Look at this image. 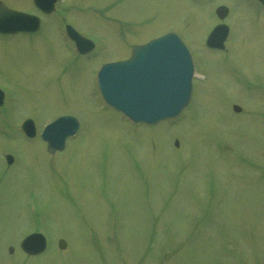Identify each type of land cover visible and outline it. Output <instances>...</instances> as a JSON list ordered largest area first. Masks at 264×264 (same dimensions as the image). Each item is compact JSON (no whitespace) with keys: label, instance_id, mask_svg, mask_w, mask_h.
<instances>
[{"label":"rangeland","instance_id":"obj_1","mask_svg":"<svg viewBox=\"0 0 264 264\" xmlns=\"http://www.w3.org/2000/svg\"><path fill=\"white\" fill-rule=\"evenodd\" d=\"M2 1L35 9L31 0ZM221 4L232 32L223 55L204 43L216 22L210 9ZM58 11L95 43L74 66L55 14L39 34L0 39V84L13 99L0 154H20L14 165L0 158V264H264V17L256 7L64 0ZM172 30L203 78L181 117L135 131L103 108L97 70ZM236 101L243 116L232 114ZM66 114L78 116L80 132L56 155L19 133L23 117L40 129ZM35 224L50 246L29 258L19 245Z\"/></svg>","mask_w":264,"mask_h":264},{"label":"water","instance_id":"obj_2","mask_svg":"<svg viewBox=\"0 0 264 264\" xmlns=\"http://www.w3.org/2000/svg\"><path fill=\"white\" fill-rule=\"evenodd\" d=\"M28 18L0 5L1 25L11 23L28 31ZM189 62L184 46L172 35L148 46L135 47L130 60L104 66L99 76L100 86L114 106L127 110L134 119L156 123L176 117L190 101L192 67ZM60 127L63 126L56 124L49 128L53 135L49 139V151L53 153L64 146L65 137L57 135ZM65 245L62 241L60 247L63 249ZM41 250L28 252L36 254Z\"/></svg>","mask_w":264,"mask_h":264}]
</instances>
